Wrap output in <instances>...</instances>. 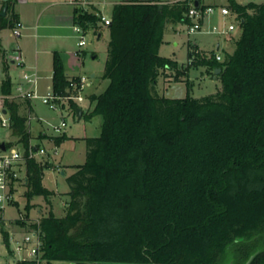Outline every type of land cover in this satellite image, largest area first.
I'll return each mask as SVG.
<instances>
[{
	"label": "trees",
	"instance_id": "trees-1",
	"mask_svg": "<svg viewBox=\"0 0 264 264\" xmlns=\"http://www.w3.org/2000/svg\"><path fill=\"white\" fill-rule=\"evenodd\" d=\"M228 1L241 27L236 48L223 61L193 49L196 60L186 68L160 47L169 23L189 22V0L114 4L102 74L108 83L89 95L86 115L102 117L100 135L85 137L86 161L67 176L65 215L49 209L27 223L39 230L44 256L82 264H244L260 250L251 264H264V2ZM91 8L76 6L74 23L97 32L101 15ZM15 18L0 14V31ZM198 63L222 68L219 91L183 98L154 91L161 73H185ZM79 78L67 75L55 51L53 91L76 94L71 82ZM12 91L11 78L2 79L17 136L6 145L27 153L32 110L22 113ZM47 167L46 158L26 161L27 211L35 195L51 204ZM0 232L10 249L2 215Z\"/></svg>",
	"mask_w": 264,
	"mask_h": 264
},
{
	"label": "rangeland",
	"instance_id": "rangeland-1",
	"mask_svg": "<svg viewBox=\"0 0 264 264\" xmlns=\"http://www.w3.org/2000/svg\"><path fill=\"white\" fill-rule=\"evenodd\" d=\"M204 1V0H203ZM205 1H219V0H205ZM248 1V0H243ZM258 2H264V0H257ZM105 12L102 15L111 16L112 7L111 4H105ZM207 27V25H206ZM205 27V28H206ZM102 35L100 37L97 36V32L95 33L94 30L91 28L87 35H86V44L83 48H88L87 59L84 63L83 71H86L87 74L95 71H102L105 68L106 60H107V53H108V43H109V27L102 26L101 27ZM7 35H10L11 44H16L19 40V37H14L11 35V29L6 31ZM241 34V27L234 31V36L228 37L229 44L231 45L230 48L232 52L236 48V40L240 37ZM222 35L212 34V33H197L194 35H188L186 32V23H177L172 24L169 23L166 26V30L164 33V42L160 47V54L167 57H172L178 60L180 68H186L188 64V54H189V46L193 42H198L202 48L210 49L213 47V43L216 42L218 39L221 38ZM78 38V37H77ZM178 42V44H176ZM91 50H95L98 56L96 59L91 60L92 52ZM215 52V50H213ZM1 68V66H0ZM186 71V70H185ZM182 72V71H181ZM177 73V71H167L163 72L159 75L155 85L154 91L158 93V95L170 97V98H183L187 95L192 97H203L213 92H217L222 88V81L218 77L219 74H216L215 71L211 68L205 67L204 64H195L190 65L188 67V71L185 73ZM215 77V78H214ZM219 78V79H216ZM50 80L43 79L42 85L44 87L48 86ZM108 80L105 79L101 82L99 79H94L92 86L86 85L84 89H82V94L84 96L83 100L78 103L77 105L82 106L84 110L87 109L89 105V99L87 95L91 93H98L102 91L105 86L107 85ZM48 92V90H47ZM46 92V93H47ZM0 92V96H1ZM4 104L3 102H1ZM41 104V103H40ZM44 114V120L48 121L49 124H58L63 119L67 122V125L62 130L63 133L66 134L65 136L52 138L48 136L50 139H35L31 140L32 143H42L43 146L47 149L50 154V151L53 152L58 145V152L57 154L52 153L51 156H56L60 158L61 155H65L68 157L70 161L73 163H84L86 160V142L82 141V137L86 135H100L101 132V124H102V117L100 115H95L91 120L87 119L84 115L82 118H78L76 113L75 106H71L70 103L67 101L65 107H59L57 109H51L48 105L42 103L41 104ZM35 120H33V136H37L39 133L47 134L46 127L43 126L40 129L39 126L36 127ZM7 128V129H5ZM54 136V135H53ZM79 137V138H77ZM52 138V139H51ZM55 139V140H54ZM65 139V140H64ZM17 140V136L12 133L10 127H0V142L2 141H12L15 142ZM64 140V141H63ZM63 141V142H62ZM62 142V143H61ZM61 143V144H60ZM18 145L19 144H15ZM46 158V156H45ZM55 158V157H54ZM47 159V158H46ZM51 163V164H50ZM56 159L52 161L48 160V167L54 168L55 170H47L46 177H45V184L48 187H52L59 191H54V194L50 196L51 204L49 205L47 200L44 199L42 195H35L31 203L33 207L31 210L27 211L25 209V205L27 203L26 198V190L27 185L23 180L18 183V188L16 190V194L14 199L8 204L5 208V223L6 230L9 229H16L21 232L28 231L27 223L40 220L41 217L48 213L49 209H52L56 216H63L66 212V205L64 200L66 197L64 196L68 189V182L65 176L61 173L60 170L57 169ZM51 165V166H50ZM73 167H70L67 171L68 173L71 171ZM57 169V170H56ZM61 191V192H60ZM38 208H42V212H38ZM3 216V214H2ZM21 221H26V225L21 224ZM13 229V230H14ZM10 232V231H9ZM75 231L70 233V236H75ZM10 235V234H9ZM16 236V235H15ZM2 245H4L3 251L0 252V257H9L11 246L13 243L10 239V249L7 247L3 235L1 233ZM19 238V237H18ZM9 252V253H8ZM11 264H13V259H9ZM4 261V260H3ZM229 264V262H228Z\"/></svg>",
	"mask_w": 264,
	"mask_h": 264
},
{
	"label": "crops",
	"instance_id": "crops-1",
	"mask_svg": "<svg viewBox=\"0 0 264 264\" xmlns=\"http://www.w3.org/2000/svg\"><path fill=\"white\" fill-rule=\"evenodd\" d=\"M85 1L90 2V4L93 5L95 8H97L101 13H106L104 9L105 4H111V7L113 9V6L115 3L134 1V0H85ZM142 1H149V0H142ZM153 1L173 2L177 0H153ZM200 1L202 4L206 6L219 7L223 5H229L228 0H219V1L200 0ZM237 1L242 4H245L251 0H248V1L237 0ZM253 1L258 2L257 0H253ZM258 3H261V2H258ZM5 6H6V12L5 14H2V10ZM76 6L77 4L74 2V0H0V14L1 15L7 14L8 16L15 14L16 16L15 19L20 20L24 25L23 34L19 37V40L17 41V43L20 45L21 51L24 55L25 65L28 67H35L39 71L40 79L37 84V89L40 94H46L47 90L49 91L50 89H52L53 56H54L55 51H58L60 53L62 60L64 62L66 73L69 77L87 74V72L83 71V69H84V63H85V60L87 59V53L89 49L86 47L83 48V46L78 45L79 39L77 38V35L73 29L74 9ZM225 22H237V21H236L235 16H226V17L222 16L219 10H217L215 14L207 17V19L205 20L206 25H211L213 23L223 25L225 24ZM100 26L102 27L104 25L100 24ZM10 29H11L10 27H7L0 31V66H1L0 68V88H1V80L9 76L11 78V81L13 84V91H14V85L18 81L21 80L20 74H21L22 69L13 60L9 59V56H8L10 50L12 49L14 45L13 43L11 44V41L9 38L10 35L6 34V31ZM237 29H240V26H238ZM101 35H102L101 28H99V30L97 31V36L100 37ZM109 35H110V31H109ZM232 36H234V32H231L228 35L221 36V38L217 40L218 42H220L221 53L224 56L226 53H232V50L230 48L231 45L229 44V40L227 39L228 37H232ZM109 40H110V37H109ZM176 44H178V42H176ZM193 49L194 50L199 49L205 55H211L212 53H214L213 50H215V42L213 43V47L210 49L202 48L198 42H193L189 46V52ZM91 52H92L91 60L96 59V57L98 56L96 51L91 50ZM107 56H108V53H107ZM104 69L98 72L97 70L95 71L94 69H91L94 72L87 74L92 77V82L90 86H92V83L95 78L99 79L101 82L104 81V79L102 78ZM43 79L50 80V83H48V86L44 87L42 85ZM216 79H219V78H216ZM13 91H12V94H13ZM89 95H87L88 99H89ZM2 96L4 95L2 94ZM16 99L21 104L20 110L22 113L30 114V111L32 110L31 114L33 115V118L30 121H28L31 133L33 132L32 129L34 126L33 120H35L36 124L35 123L34 124L36 125V127L39 126L40 129H42L44 126L47 129V134H45V132L42 134L39 133L36 137L32 135V139L33 138L35 139L38 138V139H43V140L50 139L48 138V136L52 138L65 136L66 138L65 133L55 132L52 129L51 124H49L48 121L44 120L45 111H43L42 109L41 104L43 102L40 99L38 98L27 99V98H22V97H17ZM1 102L2 101L0 100V103ZM3 103H4V100H3ZM90 108H91V103L89 99V105L87 109L84 110L82 108L83 109L82 117H84V115L85 116L87 115ZM92 118H87V119L91 120ZM88 136H96V135H86L82 137L83 139L82 141H85V137H88ZM39 144L43 145L42 143H39ZM56 147H57L56 148L57 150L58 145H56ZM52 153L57 154L54 151L53 152L50 151L49 156L46 158L50 161H52L53 159H56V163H58L57 169L61 171V173L65 176L67 180V176L73 173L76 170V166L79 164L73 163V161H70V159H68V157H65V155H61L60 158H57L56 156H53V155L51 156ZM86 157H87V149H86ZM80 164H83V163H80ZM70 167H73V168L68 173L67 170ZM47 170H55V169L48 167ZM47 170L44 171V175H43L44 184H45V177H46ZM48 188L51 190L59 191L52 187H48ZM69 190H70V187L68 184V189L66 191H63V193H65L64 196L66 197V199L64 200L65 205L68 200L67 192ZM42 211H43L42 208H38V212H42ZM3 218L5 219V213H3ZM5 223H7V220ZM13 229H9L10 236L12 238L13 237L21 238L23 235V232L18 231L16 229L13 230ZM1 243L2 241H0V252L3 251L4 249V245H2ZM1 259L6 262L9 261V257L7 258L1 257Z\"/></svg>",
	"mask_w": 264,
	"mask_h": 264
},
{
	"label": "built area",
	"instance_id": "built-area-1",
	"mask_svg": "<svg viewBox=\"0 0 264 264\" xmlns=\"http://www.w3.org/2000/svg\"><path fill=\"white\" fill-rule=\"evenodd\" d=\"M195 0H189L190 8L187 13L189 22L186 23V32L188 35H194L197 33H212L218 35H228L231 32L237 30L239 24V17L229 5L223 6H206L196 7L194 4ZM77 6H80L83 10L92 9L91 4L85 0H74ZM222 14V16H235L237 22H225L220 25L213 23L211 25L205 24V20L210 15L216 13V11ZM101 15L100 24L109 26L112 21V17L108 15ZM23 23L20 20H16L14 25L11 27V35L14 37H20L23 34ZM206 27V28H205ZM73 29L78 37V45L84 46L86 44V35L91 29L84 28L79 23L73 24ZM9 59L13 60L22 71L20 74L21 80L14 85L13 94L10 97H22L27 99H40L44 104L48 105L51 109H57L62 107V103L69 102L70 99L74 100L77 104L80 103L84 96L82 89L86 85H90L92 77L90 75H80L78 81H72L71 85L77 89V93H71L70 95H59L56 94L53 89H50L46 94H40L37 89V84L40 79V74L37 68L28 67L25 65L24 55L21 51L18 43L14 44L9 52ZM210 56V55H208ZM214 56L217 60L223 61L225 56L221 53L220 42H215ZM196 60V56L192 55L188 57V64H193ZM5 96H0V100L3 102ZM5 109L4 104L0 103V127H9L10 118L9 115L3 110ZM33 118L32 114L29 115L28 121ZM67 125V122L63 119L58 124H51L52 129L59 133ZM54 152L57 153L56 148ZM49 156L47 149L40 144L31 143L27 153L19 145L7 146L5 150H0V215L5 211L8 204L14 199L18 183L23 180L26 182V161L28 158H44ZM38 221V220H37ZM0 232V239H1ZM11 238L13 245L11 246L9 259H13V264H82L76 260H57L49 259L44 256L43 251V240L41 238L38 229H30L23 233L21 238ZM0 264H11V261H3L0 257Z\"/></svg>",
	"mask_w": 264,
	"mask_h": 264
},
{
	"label": "water",
	"instance_id": "water-1",
	"mask_svg": "<svg viewBox=\"0 0 264 264\" xmlns=\"http://www.w3.org/2000/svg\"><path fill=\"white\" fill-rule=\"evenodd\" d=\"M194 4H195L196 7H200L201 6V1L200 0H195L194 1ZM5 12H6V6L2 10V14H5ZM221 69H222L221 67H218L215 70V73L216 74H219V72L221 71ZM75 109H76V113L78 115V118H81L82 117V113H83L82 106L77 105L75 107ZM3 111L6 112V109H4ZM5 149H6V142H4V141L0 142V150H5ZM259 251L260 250H256L253 254H251L250 257L248 258V260L244 264H251L252 260L259 253ZM229 264H233V262L230 261Z\"/></svg>",
	"mask_w": 264,
	"mask_h": 264
}]
</instances>
